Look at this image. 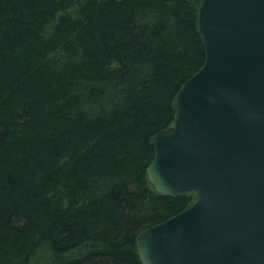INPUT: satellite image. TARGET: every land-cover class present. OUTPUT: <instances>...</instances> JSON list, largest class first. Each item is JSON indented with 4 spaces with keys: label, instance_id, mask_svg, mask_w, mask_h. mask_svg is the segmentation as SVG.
Returning <instances> with one entry per match:
<instances>
[{
    "label": "trees",
    "instance_id": "1",
    "mask_svg": "<svg viewBox=\"0 0 264 264\" xmlns=\"http://www.w3.org/2000/svg\"><path fill=\"white\" fill-rule=\"evenodd\" d=\"M201 0H0V264H141L187 208L150 140L204 62Z\"/></svg>",
    "mask_w": 264,
    "mask_h": 264
},
{
    "label": "water",
    "instance_id": "2",
    "mask_svg": "<svg viewBox=\"0 0 264 264\" xmlns=\"http://www.w3.org/2000/svg\"><path fill=\"white\" fill-rule=\"evenodd\" d=\"M203 65L179 88L146 168L162 196L194 195L136 237L141 264H264V0H201Z\"/></svg>",
    "mask_w": 264,
    "mask_h": 264
}]
</instances>
